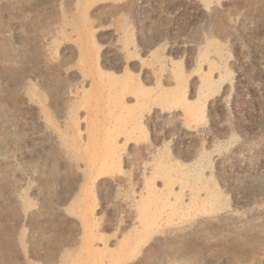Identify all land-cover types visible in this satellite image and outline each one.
<instances>
[{
	"label": "rangeland",
	"instance_id": "rangeland-1",
	"mask_svg": "<svg viewBox=\"0 0 264 264\" xmlns=\"http://www.w3.org/2000/svg\"><path fill=\"white\" fill-rule=\"evenodd\" d=\"M0 264H264V0H0Z\"/></svg>",
	"mask_w": 264,
	"mask_h": 264
},
{
	"label": "bare ground",
	"instance_id": "bare-ground-1",
	"mask_svg": "<svg viewBox=\"0 0 264 264\" xmlns=\"http://www.w3.org/2000/svg\"><path fill=\"white\" fill-rule=\"evenodd\" d=\"M116 82L117 83H116L114 90H113L114 93L113 92L112 93L115 95L116 98L121 100V103L123 105H126L128 103V98L126 97V93L130 90V88L133 89V86L128 84L127 81L123 78H119ZM138 90H141V89H139V87H138ZM134 92H135V90H134ZM136 92H138V91H136ZM112 100H113V102H115L114 97L112 98Z\"/></svg>",
	"mask_w": 264,
	"mask_h": 264
}]
</instances>
